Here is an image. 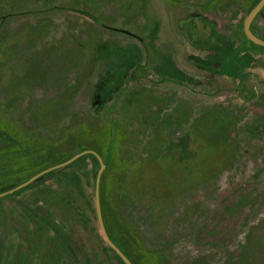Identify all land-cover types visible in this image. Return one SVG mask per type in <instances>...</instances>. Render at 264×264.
Returning <instances> with one entry per match:
<instances>
[{
	"label": "rangeland",
	"instance_id": "obj_1",
	"mask_svg": "<svg viewBox=\"0 0 264 264\" xmlns=\"http://www.w3.org/2000/svg\"><path fill=\"white\" fill-rule=\"evenodd\" d=\"M257 1L0 0V190L81 144L119 158L109 215L140 264H264ZM69 166L0 198V264H125L95 217V162Z\"/></svg>",
	"mask_w": 264,
	"mask_h": 264
},
{
	"label": "trees",
	"instance_id": "obj_2",
	"mask_svg": "<svg viewBox=\"0 0 264 264\" xmlns=\"http://www.w3.org/2000/svg\"><path fill=\"white\" fill-rule=\"evenodd\" d=\"M260 0H258L255 3V6L259 3ZM254 6V7H255ZM253 7V9H254ZM252 9V10H253ZM264 12V8L261 10V12L257 15L256 18L259 17V15ZM255 18V20H256ZM254 20V21H255ZM253 25L254 22L252 24V32L258 36L259 38L263 39L261 36H259L254 30H253ZM249 43L251 45H254L255 47L261 48L260 46H257L255 43L249 41ZM117 127L113 126V138H112V142H111V147L110 150L113 152V150L115 149L116 145H117V136H118V131L116 130ZM0 136L1 137H7L8 135L3 132L0 131ZM81 139H83V137L81 136ZM8 144L5 142H1L0 140V150H3L6 148ZM81 145V144H80ZM78 146L77 148H75L70 154H68L67 156H65L64 158L56 161V162H45L47 157L49 158V156L53 155L54 151L50 150L48 151L47 156H41L39 158H37V156L35 158H33L34 160L31 162H24L26 165L22 167H15L14 171L15 173H21V170H23V167H25V170L28 171L27 175H23L20 177H17L16 180L11 181V182H5L3 183V189L0 190V194L10 191L20 185H22L23 183L27 182L28 180H30L31 178H33L34 176H36L37 174L41 173L44 170H47L51 167L60 165L64 162H66L67 160L71 159L73 156L86 151V148H84L83 146ZM95 152H97L99 155H101L103 157L104 163L106 164L107 168L105 170V172L103 173L102 179H101V201H102V212H103V217H104V222H105V226L106 229L108 231L109 236L111 237V239L113 240V242L127 255V257L132 261L133 264H140V262L142 261V259L144 258L143 256L141 257V255L138 253V248L136 247L135 243H133V241H137L135 239L134 233L130 231V233H128L125 230H119L118 227L115 225L116 229L118 230V236L114 235L113 233V220H111L110 215H109V200L107 198V176L110 172L111 167L114 165H116L117 163H119V158H114V156L112 158H107L106 155H104L101 151L94 149ZM92 158V160L95 162V167L97 170H100V163L98 161V159L94 156V155H88V156H83L81 157L79 160H77L76 162H74L73 164H71L68 168H73L74 166H76L78 163H81L83 160H85L86 158ZM67 168H64L62 170H65ZM6 171V170H4ZM24 173V172H23ZM7 176V175H6ZM5 176V177H6ZM39 180V179H38ZM37 180V181H38ZM15 193V192H14ZM95 217H97V215H95ZM145 264H147V258L145 260Z\"/></svg>",
	"mask_w": 264,
	"mask_h": 264
},
{
	"label": "water",
	"instance_id": "obj_3",
	"mask_svg": "<svg viewBox=\"0 0 264 264\" xmlns=\"http://www.w3.org/2000/svg\"><path fill=\"white\" fill-rule=\"evenodd\" d=\"M263 8H264V0H260L259 3L254 7V9L249 14V16L245 22V27H244L245 34H246L247 38L251 42L255 43L256 45L262 46V47H264V40L259 38L258 36H256L252 32L251 27H252V24H253L255 18L257 17V15L261 12V10ZM85 155H94L100 163V170H99V173L97 176V182H96V211H97L98 222H99V226H100L102 235H103L105 241L107 242V244L121 257V259L124 261L125 264H133L132 261L127 257V255L113 242V240L109 236L108 231L106 229L104 217H103V212H102V201H101V179H102V175L106 169V164L104 163V160L102 159V157L95 151H92V150L83 151V152L73 156L71 159L67 160L66 162H64L60 165H57V166L51 167L47 170H44L41 173L34 176L33 178H31L30 180H28L27 182L23 183L22 185L14 188L10 191H7V192L0 194V198L6 196L8 194L14 193V192L30 185L35 180L39 179L40 177H42V176H44V175H46L52 171H55V170H58V169H61V168H64L66 166L71 165L72 163L79 160L81 157H83Z\"/></svg>",
	"mask_w": 264,
	"mask_h": 264
}]
</instances>
